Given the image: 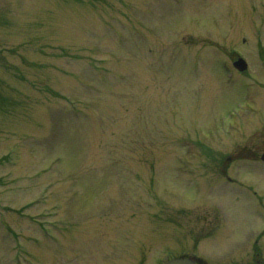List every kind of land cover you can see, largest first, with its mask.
<instances>
[{"label":"rangeland","instance_id":"374dc122","mask_svg":"<svg viewBox=\"0 0 264 264\" xmlns=\"http://www.w3.org/2000/svg\"><path fill=\"white\" fill-rule=\"evenodd\" d=\"M263 153L264 0H0V264H264Z\"/></svg>","mask_w":264,"mask_h":264},{"label":"water","instance_id":"95a60500","mask_svg":"<svg viewBox=\"0 0 264 264\" xmlns=\"http://www.w3.org/2000/svg\"><path fill=\"white\" fill-rule=\"evenodd\" d=\"M233 64L239 70H244L247 67V63L242 57H239L238 59H236L233 62ZM262 157H264V154ZM165 264H195V262L190 258L181 257V258H173L167 261Z\"/></svg>","mask_w":264,"mask_h":264},{"label":"flooded vegetation","instance_id":"af4514ba","mask_svg":"<svg viewBox=\"0 0 264 264\" xmlns=\"http://www.w3.org/2000/svg\"><path fill=\"white\" fill-rule=\"evenodd\" d=\"M200 264H203L202 262H200Z\"/></svg>","mask_w":264,"mask_h":264}]
</instances>
